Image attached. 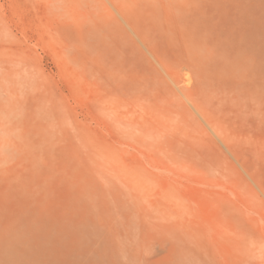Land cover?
I'll list each match as a JSON object with an SVG mask.
<instances>
[{
	"label": "rangeland",
	"instance_id": "obj_1",
	"mask_svg": "<svg viewBox=\"0 0 264 264\" xmlns=\"http://www.w3.org/2000/svg\"><path fill=\"white\" fill-rule=\"evenodd\" d=\"M78 1L0 0V264H264V0H136L152 54ZM136 103L163 117L131 128Z\"/></svg>",
	"mask_w": 264,
	"mask_h": 264
},
{
	"label": "bare ground",
	"instance_id": "obj_2",
	"mask_svg": "<svg viewBox=\"0 0 264 264\" xmlns=\"http://www.w3.org/2000/svg\"><path fill=\"white\" fill-rule=\"evenodd\" d=\"M60 1H62V0H53V2L54 3H59ZM78 1V0H77ZM84 1V0H83ZM105 7L104 8H106L114 17H115V19L118 21V22H120V23H124V24H126L127 26H128V28L127 29H129V31L130 32H132V34H131V36H135V35H137V37L139 38V39H141L140 41H141V43L144 45V47L147 49V50H149L150 51V53L152 52H154L153 50H150V47H149V45H148V39L150 38V37H144V36H142V35H140L139 33H138V31H137V27H138V23H139V21H138V17L137 16H139V12H138V10H137V8L135 7V2H136V0H99ZM152 1V0H151ZM150 1V2H151ZM179 1V0H178ZM79 2V1H78ZM149 2V3H150ZM180 2V1H179ZM34 3V2H33ZM46 3V2H45ZM50 3V2H49ZM86 3V2H85ZM185 3V2H184ZM183 3V4H184ZM64 4H65V2H64ZM87 4V3H86ZM59 5V4H58ZM66 5V4H65ZM89 5V4H88ZM100 5V4H99ZM102 5V6H103ZM46 6V5H45ZM56 6H57V4H56ZM81 6H82V4H81ZM93 6V5H92ZM166 6H167V4H166ZM55 7V6H54ZM61 7V6H60ZM83 7H84V5H83ZM94 7H96V8H100V7H98V6H94ZM79 8V7H78ZM46 9V8H45ZM105 9V10H106ZM61 11H60V14L62 13V9H60ZM104 10V9H103ZM106 10V11H107ZM54 11V10H53ZM64 11H65V9H64ZM79 11H81L80 10V8H79ZM92 11H93V9H92ZM67 13V12H66ZM82 13H83V11H82ZM81 13V14H82ZM108 13V12H107ZM56 14V13H55ZM68 14V13H67ZM93 14V13H92ZM61 15H63V14H61ZM48 16H50V14L48 15ZM57 16V15H56ZM65 16H67V15H65ZM92 16V15H91ZM60 17V16H59ZM81 17V16H80ZM103 17H105V15L103 16ZM103 17H102V19H103ZM63 18V17H62ZM66 18V17H65ZM64 18V19H65ZM106 18V17H105ZM139 18H140V16H139ZM54 19V18H53ZM57 19V18H56ZM67 19H70L69 17L67 18ZM90 19V18H89ZM61 20V19H60ZM60 20H59V22H60ZM53 21H55V20H53ZM52 21V23H54ZM82 21H83V17H82ZM94 21H96V20H94ZM166 21V20H165ZM58 22V21H57ZM65 22V21H64ZM73 23V22H72ZM71 23V24H72ZM70 24V23H69ZM57 25H58V23H57ZM67 25V24H66ZM126 25H124L125 26V28L127 27ZM176 26V25H175ZM76 27V26H75ZM81 28V27H80ZM126 29V30H127ZM77 30V29H76ZM128 31V30H127ZM170 31V30H169ZM173 32V31H172ZM94 33V32H93ZM133 38V37H132ZM103 39V38H102ZM155 45V44H154ZM151 53V54H152ZM154 57V56H153ZM157 57H158V55H157ZM159 58V57H158ZM160 59V58H159ZM158 59V60H159ZM160 61H161V59H160ZM186 66V65H185ZM165 68H166V66H165ZM181 68H184L183 66L181 67ZM245 69V68H244ZM165 70H167V71H169V72H171L170 70H168V69H165ZM187 70V69H186ZM182 71V70H181ZM169 72H168V75H169ZM183 72V71H182ZM171 74H173V71H172V73ZM184 74V77H182L183 78V80H182V78L179 80V78H173V80L175 81V84H174V87H175V92L181 97V100H182V102H183V104H184V106L186 107V109H187V111H188V113L190 114V116H192L194 119L193 120H196L197 121V123H199L206 131H209L211 134H213V136H214V138H216V139H219V140H221V141H223V142H225V141H227L229 138H228V133L226 132V131H224L223 130V128L220 126V124H218L216 121H215V119L212 117V112H210V110H209V108H208V104H206L205 103V101L204 100H202V99H199V98H197V97H195V96H192L191 95V93L189 92L190 91V89H188V87H187V85L188 84H186V83H184V80H187V79H189V74H188V72H186L185 71V73H183ZM179 75L180 76H182V73L180 74L179 73ZM170 77H173L172 75H169ZM172 79V78H171ZM215 83V82H214ZM212 85H213V83H212ZM190 86V85H189ZM213 94V93H212ZM212 96V95H211ZM178 100H179V97H178ZM234 100V99H233ZM221 101V100H220ZM124 111V110H123ZM122 111V112H123ZM121 112V113H122ZM124 114H125V116H126V118H127V120H126V124L127 125H130V127L131 128H143V127H149L152 123H154L155 121H153L152 120V118L153 117H156L157 119H160L161 117H163V116H161V115H158V114H156V113H154L153 111H149L148 109H147V107L146 106H144L143 104H139V103H136L134 106H127V108H126V112L124 111ZM161 114V113H160ZM195 121V122H196ZM159 124H160V122H158ZM193 126H194V124H193ZM198 126V125H197ZM191 127H192V125H191ZM195 127H196V125H195ZM200 129V128H199ZM193 130L195 131V129L193 128ZM201 130V129H200ZM203 132V131H202ZM207 134V133H206ZM208 135V134H207ZM230 140V139H229ZM195 141H197V139H195ZM198 141H199V143H200V139H198ZM207 142V141H206ZM225 143H227V142H225ZM224 143V144H225ZM168 144H170V143H168ZM185 145V144H184ZM191 145H193V144H191ZM190 145V147H192ZM199 145V144H198ZM185 147H186V145H185ZM194 148H196V147H194ZM192 150H193V148H191ZM239 149V148H238ZM196 150H197V148H196ZM187 151V150H186ZM197 152V151H196ZM170 153V152H169ZM189 153V152H188ZM190 153H191V151H190ZM171 154V153H170ZM199 154V153H198ZM201 154V153H200ZM199 154V155H200ZM201 156H203V153L201 154ZM150 157V156H149ZM185 157H186V155H185ZM215 157V156H214ZM238 157H240V156H238ZM224 162H225V160H224ZM144 163H145V161H144ZM159 163H160V161H159ZM138 164V163H137ZM147 164V163H146ZM162 164V163H161ZM160 164V165H161ZM135 165V164H134ZM133 165V166H134ZM140 165V164H139ZM143 165H145V164H143ZM142 165V166H143ZM154 165V164H153ZM142 166H141V168H142ZM147 166V165H146ZM157 166V165H156ZM162 166V165H161ZM144 167V166H143ZM155 167V166H154ZM166 167V166H165ZM165 167H163V168H165ZM168 167V166H167ZM188 167V166H187ZM147 168V167H146ZM169 168V167H168ZM192 167H190L189 169H191ZM187 170H188V168H186ZM147 170H148V168H147ZM146 170V171H147ZM195 170H197V169H195ZM130 171V170H129ZM152 171L154 172V170L152 169ZM161 171H163V172H165L166 173V171L165 170H161ZM194 172V171H193ZM246 172V171H245ZM150 173H148V171L147 172H144V171H140V170H134V168H133V171L131 172V175H133V179L135 180V183L138 185V186H140L141 188H148V186H149V184H150V182H149V178H152L150 175H149ZM157 174V173H156ZM169 174V173H168ZM172 174V175H171ZM171 174H169V179H171V180H166V182H167V187L166 186H164L165 187V191L164 192H169V193H167V194H170V197H175V195H177L178 197H179V195H180V192H182V191H178V190H180V189H178V187L177 186H179V184H178V177L177 176H173V173H171ZM250 174V173H249ZM198 175V174H197ZM189 176V175H188ZM191 176V175H190ZM159 177H163V176H159ZM253 178V177H252ZM256 178V177H255ZM254 178V180H256ZM165 179H167V178H165ZM161 180V179H160ZM205 180H206V178H205ZM152 183V182H151ZM214 183H216V182H214ZM150 188L152 187V186H149ZM259 187V186H258ZM149 188V189H150ZM156 188V187H155ZM185 188V187H184ZM251 188H253V187H251ZM189 189V188H188ZM148 190V189H147ZM162 190V189H161ZM257 190V189H256ZM261 190V189H260ZM151 191H153V190H151ZM155 191V190H154ZM258 191V190H257ZM184 192V191H183ZM182 192V193H183ZM191 192V191H190ZM259 192V191H258ZM192 193V192H191ZM190 193V194H191ZM212 193V192H211ZM218 193H220V192H218ZM218 193H216V191H215V194H218ZM262 193H263V191H262ZM150 194H152L151 192H150ZM165 194V193H164ZM184 194H186V193H184ZM259 194H260V192H259ZM149 195V194H148ZM193 195V193L191 194V196ZM225 195V194H224ZM154 196H155V194H154ZM163 196V195H162ZM167 196V195H166ZM218 196H219V194H218ZM261 196V195H260ZM259 196V197H260ZM180 197H181V195H180ZM182 197H184V198H186L184 195H182ZM258 197V196H257ZM160 199H161V196L159 197ZM167 198H169V196H167ZM191 198V197H190ZM192 198H194V196L192 197ZM198 198V197H197ZM197 198H196V200H197ZM209 198H210V196H209ZM215 198V197H214ZM261 198V197H260ZM159 199V200H160ZM163 199V198H162ZM171 198H169V200H170ZM211 199H212V197H211ZM158 200V199H157ZM159 200H158V202H159ZM164 200V199H163ZM214 200V199H213ZM216 200V199H215ZM202 201V200H201ZM2 202V201H1ZM165 202V201H164ZM160 203H161V201H160ZM202 203H204V201L202 202ZM164 204V203H163ZM199 204V203H198ZM241 204H244V201L241 203ZM240 204V205H241ZM169 204H167L166 206H168ZM193 205H195V204H193ZM244 205H246V204H244ZM243 205V206H244ZM188 207H189V205H188ZM244 207H246L247 209H249L247 206H244ZM195 209V208H194ZM199 210H200V208H198ZM197 209V210H198ZM240 209H242V207L240 206ZM243 210V209H242ZM251 211H253L252 209H250ZM214 211V210H213ZM216 211H217V209H216ZM255 212V211H254ZM218 214V213H217ZM245 214H246V211H245ZM256 214H258V213H256ZM219 216H221V215H219ZM260 216V215H259ZM247 218H248V216H247ZM254 218V217H253ZM249 219V218H248ZM255 219H256V215H255ZM263 219V218H262ZM251 221V220H250ZM252 221L254 222V220L252 219ZM251 221V222H252ZM260 221V220H259ZM262 221V220H261ZM248 222V221H247ZM256 222V221H255ZM162 225H164L163 223H162ZM255 225V223L253 224V226ZM175 226V225H174ZM166 227H168V226H166ZM171 228V227H170ZM234 228H235V226H234ZM256 228V227H255ZM261 228V227H260ZM167 229V228H166ZM168 229H169V227H168ZM260 230V229H259ZM6 234V233H5ZM264 235V234H263ZM5 236V235H4ZM2 237V236H1ZM7 239V238H6ZM5 239V241H3V239H1V244H0V249L5 245V243H6V240ZM250 240V239H249ZM257 240H260L261 241V239L259 238V239H256L255 241H257ZM5 242V243H4ZM249 242V241H248ZM247 242V243H248ZM259 242V241H258ZM250 244V243H249ZM200 245V244H199ZM248 245V244H247ZM250 246V245H249ZM248 248V247H247ZM251 248H252V246H251ZM251 248H250V250H251ZM253 249V248H252ZM254 250H255V248H254ZM253 250V251H254ZM262 251V250H261ZM188 253V252H187ZM247 253H248V251H247ZM188 254H190V252L188 253ZM190 256H192V255H190ZM255 263V262H254Z\"/></svg>",
	"mask_w": 264,
	"mask_h": 264
}]
</instances>
